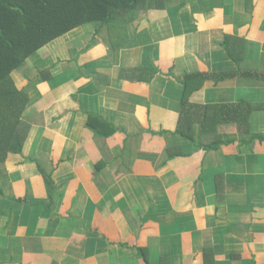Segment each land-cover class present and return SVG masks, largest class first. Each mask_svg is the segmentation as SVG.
I'll return each instance as SVG.
<instances>
[{"label": "crops", "instance_id": "1", "mask_svg": "<svg viewBox=\"0 0 264 264\" xmlns=\"http://www.w3.org/2000/svg\"><path fill=\"white\" fill-rule=\"evenodd\" d=\"M11 75L0 264H264V0H168L116 50L86 23Z\"/></svg>", "mask_w": 264, "mask_h": 264}, {"label": "trees", "instance_id": "2", "mask_svg": "<svg viewBox=\"0 0 264 264\" xmlns=\"http://www.w3.org/2000/svg\"><path fill=\"white\" fill-rule=\"evenodd\" d=\"M167 1L0 0V161L5 159L8 151L21 150L30 127L22 118L27 106V93L16 86L11 75L26 58L47 43L86 23L96 25V32L104 29L110 48L116 50L129 39V29L133 22L148 11L164 9ZM191 93L190 86L186 85L181 99L178 132L195 145L202 146V132H199L195 140L192 135L191 118L183 124L186 116L191 113L188 108L193 107L188 104ZM225 107L231 108L229 105H220L218 111ZM213 109L215 112L213 104L205 105V110L210 113L209 122ZM201 122L204 126V121ZM88 124H91V119ZM112 131L98 134L110 135ZM218 145L211 147L216 148ZM47 179L50 180V177L47 176Z\"/></svg>", "mask_w": 264, "mask_h": 264}]
</instances>
